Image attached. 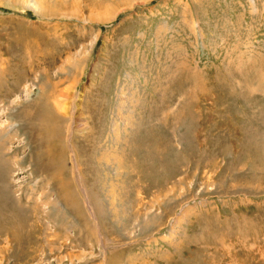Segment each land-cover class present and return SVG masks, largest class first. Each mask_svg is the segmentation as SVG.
<instances>
[{
	"label": "rangeland",
	"instance_id": "374dc122",
	"mask_svg": "<svg viewBox=\"0 0 264 264\" xmlns=\"http://www.w3.org/2000/svg\"><path fill=\"white\" fill-rule=\"evenodd\" d=\"M0 94V264H264V0H0Z\"/></svg>",
	"mask_w": 264,
	"mask_h": 264
},
{
	"label": "bare ground",
	"instance_id": "6f19581e",
	"mask_svg": "<svg viewBox=\"0 0 264 264\" xmlns=\"http://www.w3.org/2000/svg\"><path fill=\"white\" fill-rule=\"evenodd\" d=\"M31 5H32V8H34V10L39 11V6H37V3L35 1H33ZM4 61H5V59H4ZM59 107L60 106H58V107L56 106V109H54L55 111H53L47 105H44L41 109H38L36 119L39 121L41 120L42 124H45V127L43 129H42V127H40L43 131V132L41 131L40 133L47 135V137L49 138V146L45 148V153L46 154H53V155L54 154H61V156H62L63 154H65V155L68 154L67 148H66L67 137L65 136V130L64 129H62V131H60L58 129H59L60 125L62 124V122L65 121V119H66L65 117H67V112L62 107H60L61 110L59 111V109H58ZM56 111L59 112V115L55 116ZM53 120H55V121H53ZM60 122H61V124H60ZM65 155H63L64 158L66 157Z\"/></svg>",
	"mask_w": 264,
	"mask_h": 264
}]
</instances>
